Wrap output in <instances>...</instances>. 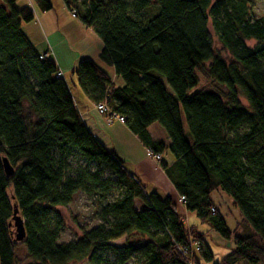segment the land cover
I'll return each mask as SVG.
<instances>
[{
  "label": "trees",
  "instance_id": "16d2710c",
  "mask_svg": "<svg viewBox=\"0 0 264 264\" xmlns=\"http://www.w3.org/2000/svg\"><path fill=\"white\" fill-rule=\"evenodd\" d=\"M16 1L0 0V264H16L14 213L32 264H111L110 256L127 264L134 251L140 264H264V14L253 13L251 0H63L101 40L99 61L123 81L114 85L81 59L72 71L78 87L122 115L153 154L170 152L173 160L159 165L204 230L186 224L170 196L146 191L87 129L54 62L40 59L21 29L33 9ZM153 122L168 145L149 135ZM214 191L237 209L234 228ZM78 193L94 199L98 223L59 243L65 222L57 207ZM207 230L231 241L217 262ZM131 235L146 241L112 243Z\"/></svg>",
  "mask_w": 264,
  "mask_h": 264
},
{
  "label": "crops",
  "instance_id": "0c3cea01",
  "mask_svg": "<svg viewBox=\"0 0 264 264\" xmlns=\"http://www.w3.org/2000/svg\"><path fill=\"white\" fill-rule=\"evenodd\" d=\"M23 2L22 5L27 4L33 9L34 19L22 23V31L39 54H47L48 58L54 62L57 70L61 73L60 77L69 88L74 104L87 129L106 148L112 149L122 159L126 169L144 186L146 191L168 195L173 201L176 197L181 202L180 195L159 165V159H165L164 154L166 151L161 155L159 154V159L156 160L153 153L140 142L124 122L115 120L107 123L105 116L95 109V103L90 101L81 89L77 88V77L73 74L76 77V82L70 77V73H72L77 62L81 59H88L95 61L105 69L111 76L114 85L123 83L122 79L114 74L112 67H108L99 61L98 54L102 42L96 33L82 24L75 16H72L63 0H59L56 5L58 12L53 14H50L54 9L51 1L52 8L47 11L40 10L34 0ZM68 75L71 83L66 82L65 78ZM147 131L153 139H160L165 144H169L168 137L165 134L163 135V130L159 128L156 122L150 124ZM165 160L171 162L173 160L172 155L170 154V158ZM214 192L217 195H222L221 191ZM213 203L219 209L217 203L214 201ZM234 212L238 213L236 209L233 210ZM224 217L226 220V215ZM237 219L240 220L239 213ZM234 226L235 224L230 225L231 228H234ZM200 228V230L205 229L203 226ZM214 235L230 244L228 240L221 238L213 230L208 232L210 238L213 239Z\"/></svg>",
  "mask_w": 264,
  "mask_h": 264
},
{
  "label": "rangeland",
  "instance_id": "374dc122",
  "mask_svg": "<svg viewBox=\"0 0 264 264\" xmlns=\"http://www.w3.org/2000/svg\"><path fill=\"white\" fill-rule=\"evenodd\" d=\"M23 1L26 2V0H18L16 2V5H22L24 3ZM53 3V10L51 11L50 14H53L55 12H58V7L56 6L59 0H50ZM1 4V2H0ZM251 10L253 13L256 15H261L264 14V0H251ZM72 13V12H71ZM246 44L249 47H253L257 44V41L255 39H248L246 40ZM216 48L223 53V50L221 47L217 44L216 42ZM69 74V73H68ZM69 75L66 76V82L71 83L69 80ZM70 77L72 78L73 81L76 82V77L73 76V73H70ZM199 85L207 86L206 81L202 77H200V82ZM199 87V86H198ZM77 88H79L77 86ZM80 89V88H79ZM240 100L244 105H247V101L243 96H240ZM161 130H163V135L166 134V131L164 128L156 123ZM165 159L170 158V153L166 150ZM11 189L9 188L7 190V193L9 194ZM220 192V191H217ZM222 195H217L215 192L211 194V199H213L214 202L217 203L221 213L226 215V223L229 228L230 225L237 226L238 222V213H233V210L235 209L231 203L230 198L220 192ZM116 192H112L110 195V198H113L115 196ZM93 198L85 193H78L74 195L72 202L66 206V207H57V210L61 213L63 216L65 226L63 228V231L60 235L59 238V243L61 242H67V241H72L76 240L78 237L81 236L82 231L85 229H89L90 227L95 226L98 221L95 218V206L93 204ZM174 202L176 203L177 206V211L183 215V220H185L186 224H194L199 227L203 226L199 222V220L195 217V215L191 212L185 211L183 204L177 200V198H174ZM237 210V209H236ZM187 214H189L187 216ZM235 221V222H234ZM12 225V233L15 237V227L13 225V221L11 222ZM234 226V227H235ZM204 227V226H203ZM211 230H207V242L208 245L213 253L214 256V261L217 262L221 259V257L226 254L230 247H231V241L229 243H225L222 241L217 235H214V238H210L208 236V232ZM146 241V238L140 237L138 235H131V236H122L117 240H114L112 243L117 246H124V245H131L133 248H137L138 246L142 245ZM17 246L15 248V257H16V264H32L34 261L32 258L27 256V250H26V245L21 242V240H17ZM229 246V247H228ZM226 247H228L226 249ZM139 254L134 251L131 253V258L128 259L127 264H140L141 261H139ZM111 264H115L113 261V257L110 256ZM68 264H88L85 259L79 260V261H73Z\"/></svg>",
  "mask_w": 264,
  "mask_h": 264
},
{
  "label": "built area",
  "instance_id": "2783aa9c",
  "mask_svg": "<svg viewBox=\"0 0 264 264\" xmlns=\"http://www.w3.org/2000/svg\"><path fill=\"white\" fill-rule=\"evenodd\" d=\"M71 14H72V16H74L73 13H71ZM39 58L40 59H46V58H48V56H47V54H41L40 53L39 54ZM60 75H61V73L58 71L56 73V76H60ZM95 109L99 113H101V114H103L105 116V119H106L107 123H111V122H113L115 120L119 121V122H124V117L122 115L110 110L106 106V104L104 102L95 104ZM153 157H154V159L158 160L159 159V154H153ZM181 200H182V197H181Z\"/></svg>",
  "mask_w": 264,
  "mask_h": 264
},
{
  "label": "water",
  "instance_id": "95a60500",
  "mask_svg": "<svg viewBox=\"0 0 264 264\" xmlns=\"http://www.w3.org/2000/svg\"><path fill=\"white\" fill-rule=\"evenodd\" d=\"M4 171L7 175L12 174V167L8 163V161L4 158L2 160ZM13 225L15 227V239L16 240H22L24 239V227H23V219L20 217V215H17L14 213V216L12 217Z\"/></svg>",
  "mask_w": 264,
  "mask_h": 264
}]
</instances>
